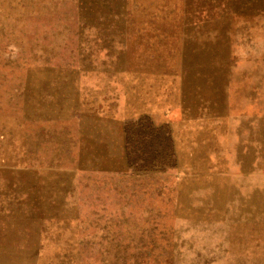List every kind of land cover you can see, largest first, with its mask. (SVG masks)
<instances>
[{
    "label": "rangeland",
    "instance_id": "rangeland-1",
    "mask_svg": "<svg viewBox=\"0 0 264 264\" xmlns=\"http://www.w3.org/2000/svg\"><path fill=\"white\" fill-rule=\"evenodd\" d=\"M0 38V264H264V0H0Z\"/></svg>",
    "mask_w": 264,
    "mask_h": 264
},
{
    "label": "bare ground",
    "instance_id": "bare-ground-1",
    "mask_svg": "<svg viewBox=\"0 0 264 264\" xmlns=\"http://www.w3.org/2000/svg\"><path fill=\"white\" fill-rule=\"evenodd\" d=\"M16 34H17V32H16ZM2 37H3V36H2ZM0 39H1V38H0ZM36 150H37V149H36ZM36 150H35V151H36ZM39 153H40V152H39ZM87 217H88V216H87ZM70 218H71V217H70ZM114 219H115V218H114ZM145 220H146V219H145ZM39 243H40V242H39ZM56 246H57V245H56Z\"/></svg>",
    "mask_w": 264,
    "mask_h": 264
}]
</instances>
